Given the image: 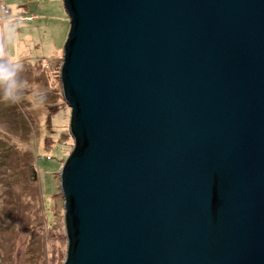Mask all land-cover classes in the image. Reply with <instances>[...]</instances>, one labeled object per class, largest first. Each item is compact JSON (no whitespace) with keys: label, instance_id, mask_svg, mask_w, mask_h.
Returning <instances> with one entry per match:
<instances>
[{"label":"water","instance_id":"obj_1","mask_svg":"<svg viewBox=\"0 0 264 264\" xmlns=\"http://www.w3.org/2000/svg\"><path fill=\"white\" fill-rule=\"evenodd\" d=\"M64 264H264V0H63Z\"/></svg>","mask_w":264,"mask_h":264},{"label":"rangeland","instance_id":"obj_2","mask_svg":"<svg viewBox=\"0 0 264 264\" xmlns=\"http://www.w3.org/2000/svg\"><path fill=\"white\" fill-rule=\"evenodd\" d=\"M69 31L63 0H0V53L23 69L20 101H0V264L66 260L61 171L74 140L61 69Z\"/></svg>","mask_w":264,"mask_h":264},{"label":"clouds","instance_id":"obj_3","mask_svg":"<svg viewBox=\"0 0 264 264\" xmlns=\"http://www.w3.org/2000/svg\"><path fill=\"white\" fill-rule=\"evenodd\" d=\"M22 66L18 61L0 53V101L15 104L22 98Z\"/></svg>","mask_w":264,"mask_h":264},{"label":"built area","instance_id":"obj_4","mask_svg":"<svg viewBox=\"0 0 264 264\" xmlns=\"http://www.w3.org/2000/svg\"><path fill=\"white\" fill-rule=\"evenodd\" d=\"M8 11V10H7Z\"/></svg>","mask_w":264,"mask_h":264}]
</instances>
